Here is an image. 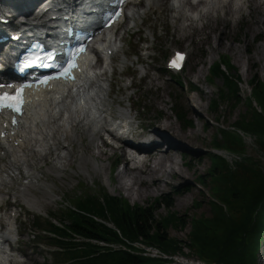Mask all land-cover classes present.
<instances>
[{"label": "rangeland", "instance_id": "obj_1", "mask_svg": "<svg viewBox=\"0 0 264 264\" xmlns=\"http://www.w3.org/2000/svg\"><path fill=\"white\" fill-rule=\"evenodd\" d=\"M232 1L236 3V0ZM161 2L165 3L162 9L152 4V8L143 17H136L134 19L137 23L136 26H134V21L130 23L127 17L118 27L121 38L120 51L112 62L114 63V73L111 75L109 71L108 75L115 89V93L112 95V99H115L112 104L114 110L121 108L119 101H122V107L130 108L129 95L136 98L137 109L132 112L137 115L134 124L135 126L139 125L140 132L149 129V131H153L166 121H170L177 127L178 130L175 134L178 137L171 130L165 128L161 130L165 133L168 142L161 141L160 145L165 147L164 150L173 149L170 150L171 153H164V156L174 155L172 158L161 159V169L167 167L165 173L156 174L157 177L152 181L150 174L133 173L126 186H129L138 177H141L142 180L136 184L132 183L134 189L137 190L129 195L126 190L119 188V180L116 179L117 171L123 169L124 161H127L126 156L121 155L118 150L109 151L111 158L105 161L108 166L106 172L102 170L94 172L91 169L92 165H87L82 169L81 166L79 168L78 164H75L58 176L55 173L47 172L51 160H37L36 168L39 172L37 180L40 186L37 187L38 190L36 189L35 193L42 200L41 209L31 210L19 196L22 184L28 180L24 176L12 184L0 186V220L7 223L14 210L18 214L14 226L19 242H15V245L19 248V254L22 256L20 257L21 264H56L55 256L51 253L53 248L44 243L47 235L41 232L40 227L36 226L37 219L48 218L50 215L59 216L62 210L75 204V199L78 196L85 192L100 193L102 191L127 199L132 204L154 207V215L157 219L172 211L178 213L186 221V226L171 225L164 232L166 236L178 239L183 248L171 255L174 260L173 264H198V261L203 264H214L201 257L194 248L187 246L192 228L191 221L200 216L209 217L212 214L209 200L212 198L210 192L213 180L207 176L206 185H202L199 182V176L209 175V171L213 168L211 155L214 153L223 154L222 157L230 163L236 179L240 176H253V172L247 171L245 167H253L264 173V152L259 147L257 137L236 131L231 127L241 119L242 115L246 113L245 111L249 112L245 101L247 97H252L250 80L253 75L257 74L261 80H264V27L261 26V29L256 32L250 31L247 28L246 19L248 17H246L245 20L233 22L224 41V38L218 40L217 35L207 36L204 32H194L182 38L178 29L171 24L174 11L168 6H171L172 0H161ZM146 3L142 6L139 5L137 9L144 12L143 6ZM254 5L264 10V3H255ZM129 7L127 11L130 13L133 4ZM231 16L233 15L230 14L229 18H232ZM220 26H222V22H220ZM187 28H182V30H187ZM227 31L228 28L225 26L220 33ZM175 50L185 51L188 55L185 68L177 75L167 70L168 60ZM129 52L134 54L130 55ZM145 56L146 58H142ZM224 56L229 57L239 71L241 76L239 93L242 100L237 106H233L231 101L219 100V107H214L213 100L218 99L220 89H226V87L222 78L210 81L208 78L209 69L215 61ZM145 67L148 68L147 73ZM124 72L130 74L126 76ZM231 72L235 73L234 70ZM145 74L147 76L143 79ZM172 75H175L176 78L181 77L184 85L182 86L172 79ZM152 77H160L161 86L155 85L149 88L148 80ZM132 80V86L127 88L126 84ZM157 93L160 94V98L156 99ZM182 97L188 100L186 105H183V102L180 103ZM151 103H154L152 107ZM253 105L261 110L256 100H253ZM177 109L185 115L186 119L193 120V125L186 124V126L185 122L178 118ZM246 115L249 116V114ZM223 128L230 133H240L244 143L241 151L230 152L226 149L223 151L213 149L216 137L220 139L221 143H224L226 134L221 131ZM87 143H90V139L85 136L82 144L86 145ZM63 146L64 142L61 143V147ZM78 152L79 148L75 146L72 153L78 154ZM247 156L250 157L248 162L245 161ZM55 158L56 156L53 157V159ZM116 159L122 161L118 167L114 165ZM111 160L113 163L110 165L109 161ZM252 161L254 164L245 165L244 168L238 164V162L251 163ZM26 170L28 171L25 169V172ZM223 171L226 172L225 169ZM121 178L127 180L125 177ZM125 192L134 197L127 196ZM166 199L172 202L170 207L165 205ZM263 211L264 209L260 210L259 219H261ZM109 221L108 223L112 225L111 220ZM262 237L261 245L256 253L257 264H264L262 254L264 233ZM137 246L143 249V253L147 255L153 257L161 255L159 250L150 244H137ZM17 252L15 251V253Z\"/></svg>", "mask_w": 264, "mask_h": 264}, {"label": "bare ground", "instance_id": "obj_2", "mask_svg": "<svg viewBox=\"0 0 264 264\" xmlns=\"http://www.w3.org/2000/svg\"><path fill=\"white\" fill-rule=\"evenodd\" d=\"M39 1L1 0L0 6L10 13L29 12V14L34 16L29 18V25L37 27V25L33 24L50 22L47 18L48 13H39L37 8H34ZM134 1L128 17L130 23L136 17H143L152 8V4L157 5L160 9L165 5L161 0H145L144 3H147L143 6L145 8L143 12L137 9L138 4L141 3L140 0ZM255 3H264V0H236V3L232 0H172L171 6H168V8L174 11L171 24L178 29L182 38L194 32H204L207 36L217 35L218 40L224 38V41L233 22L237 23L245 20L246 17H248L246 19L247 28L250 31L256 32V30L261 29V26L264 27V10L254 5ZM200 6L202 8H199ZM230 14L233 15L231 16L232 18H229ZM220 22H222V26H220ZM136 25L137 23L134 21V26ZM0 26H2L1 23ZM225 26H227L228 31L223 32L224 35L220 31ZM186 27H188L187 30H182V28ZM99 36L102 37V34L99 33ZM114 36L116 37L115 40H113ZM120 42L119 29L113 28L109 37L104 38L99 45L100 51H103L104 48L112 51L111 63L115 55L120 51ZM92 55H96V53H91L90 57L83 61L78 80L73 84H53L46 90L31 92L28 96L26 113L19 120L17 126L11 127L7 123L5 127L4 123L7 122V118L2 117L0 120V132L2 130L5 132L4 136L0 133V186L12 184L21 176L28 179L27 182L22 184L19 196L29 205L31 210H38L43 206L42 200L35 193L37 187L40 186L37 180L39 174L36 168L37 160H51V165H48L47 172L55 173L58 176H61L62 173L75 164H78L79 168L81 166L82 169L87 165H92V171L102 170L106 172L108 166L105 161L111 158L109 151L118 150L121 155L126 156L127 161H124V168L117 171L116 175L119 179L117 177L116 179L117 181L119 180V188L126 190L129 195H132L130 193H134L137 190L134 189L132 183L136 184V182L142 180L141 177H138L129 186H126L133 173L138 175L150 174L152 181L157 175L166 171V166L161 169V159L174 156L165 157L164 153H171L173 149L167 148L164 150L165 147L160 145L161 141H164V143L168 142L165 133L161 131L162 128L171 130L174 134L178 130L170 121H166L161 127L152 129L153 131H149L150 129L145 130V134L142 132L143 134L140 135L145 142H148L145 148L147 160L141 168H133L131 165V163H135L132 153L129 154L121 147L108 143L109 140L105 138L108 132L107 125L114 115L117 113L123 115L131 125H134L137 115L133 114L135 112L132 111L137 109V100L133 95H129L130 108L122 107L123 103L119 101L121 108L115 111L112 106L115 102V99H112L115 89L108 75L111 65H101L100 68L105 71L99 74L96 73L97 67L94 65L88 66L93 62ZM148 57L150 56L148 55ZM142 58H146V56ZM145 71L147 73V67H145ZM146 76L145 74L142 78L144 79ZM132 83L133 80L127 83V88L132 86ZM148 85L149 88L155 85L161 86L160 77L150 78ZM157 98H160L158 93L156 94ZM181 102L186 105L188 100L182 97ZM153 105L154 103H151V107ZM85 136H88L90 143L83 145ZM62 142H64L63 147H61ZM75 146L79 148L78 154L72 153ZM55 156L56 158L53 159ZM120 161L116 159L114 165ZM109 163L111 165L113 161L111 160ZM25 169H28V171L26 170L25 172ZM170 171L172 172V170ZM121 177H125L127 180L123 178V183ZM17 215L14 210L11 212L7 223L0 220V225H2L0 229V263L2 264H6L7 261L10 264L22 263L19 248L13 244L17 239V231L14 226ZM4 227H6V230H4ZM9 246L11 247V252H8ZM13 251L18 252L14 255ZM262 254L264 256V251ZM198 264L203 263L198 261Z\"/></svg>", "mask_w": 264, "mask_h": 264}, {"label": "trees", "instance_id": "obj_3", "mask_svg": "<svg viewBox=\"0 0 264 264\" xmlns=\"http://www.w3.org/2000/svg\"><path fill=\"white\" fill-rule=\"evenodd\" d=\"M233 70L235 73L231 72ZM174 76L171 78L183 86L181 77ZM208 78L210 81L222 78L227 89H220L218 99L213 100L214 107H219V100L231 101L233 106L241 102V76L229 57L215 61L210 66ZM250 85L252 97H247L245 101L249 112L245 111L231 127L256 136L264 152V80L254 74ZM253 100L257 101L261 110L253 105ZM177 116L185 125H193V120L186 119L178 109ZM224 129L221 131L226 134V145L216 137L213 149L241 151L244 143L240 133ZM211 158L213 168L209 175H200L199 182L206 185L207 176L213 180L212 198L209 200L212 214L191 221L187 246L214 264H257L256 253L264 233V211L259 219L260 210L264 209V173L245 167L254 164V161L238 162L241 168L253 172V176L236 179L226 159L217 153ZM245 158L246 162L250 159L249 156ZM164 202L167 207L172 204L168 199ZM74 203L62 210L59 216L37 219L36 226L47 235L46 243L55 249L52 253L57 264H173V258L167 257L183 250L178 239L164 233L171 225L186 226L184 218L176 212L157 219L154 207L132 204L107 191L85 192ZM137 244H150L161 255H147Z\"/></svg>", "mask_w": 264, "mask_h": 264}, {"label": "snow or ice", "instance_id": "obj_4", "mask_svg": "<svg viewBox=\"0 0 264 264\" xmlns=\"http://www.w3.org/2000/svg\"><path fill=\"white\" fill-rule=\"evenodd\" d=\"M181 57H179L178 55V58L177 59H180ZM9 99L7 96H4V97H0V107H13V105L11 103H3L4 100H7ZM13 99H17V98H13Z\"/></svg>", "mask_w": 264, "mask_h": 264}]
</instances>
